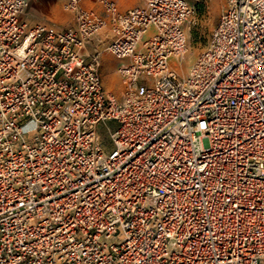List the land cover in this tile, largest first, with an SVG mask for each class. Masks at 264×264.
Instances as JSON below:
<instances>
[{
  "label": "built area",
  "instance_id": "obj_1",
  "mask_svg": "<svg viewBox=\"0 0 264 264\" xmlns=\"http://www.w3.org/2000/svg\"><path fill=\"white\" fill-rule=\"evenodd\" d=\"M142 1L52 28L0 0V264H264V0L183 72L195 7Z\"/></svg>",
  "mask_w": 264,
  "mask_h": 264
},
{
  "label": "rangeland",
  "instance_id": "obj_2",
  "mask_svg": "<svg viewBox=\"0 0 264 264\" xmlns=\"http://www.w3.org/2000/svg\"><path fill=\"white\" fill-rule=\"evenodd\" d=\"M191 5L195 7L196 13L194 22L188 27V42L189 51L186 58L180 65V70L186 71L190 65L196 60L198 55L206 46L211 32L218 22L221 11L224 7V0H187ZM66 0H29V6L25 13L22 15L24 21L29 25H34L38 22H43L52 28H66L74 24V17L71 12L64 9V3ZM85 6H92L95 4V0H82ZM108 53L107 60L102 63L107 66H113L115 63H119V60L111 53ZM118 64L114 67L117 68ZM114 71L106 74L105 80L110 82L108 87L106 81L105 85L107 89L114 92L117 96H120L124 83L120 82V91L116 93L115 88H118V83H114L115 78ZM104 77V74H103ZM115 88H114V87ZM103 136H106L107 132L105 128L102 130Z\"/></svg>",
  "mask_w": 264,
  "mask_h": 264
},
{
  "label": "crops",
  "instance_id": "obj_3",
  "mask_svg": "<svg viewBox=\"0 0 264 264\" xmlns=\"http://www.w3.org/2000/svg\"><path fill=\"white\" fill-rule=\"evenodd\" d=\"M116 2H117L121 11H126L127 9H129L131 7L143 4L142 0H116ZM92 6H97V4L95 3ZM108 56H109L108 53L105 52L103 55V63H105V60H107V58H109ZM116 64H118V63H115L112 67L102 64L101 73H102V76L104 74V77H103L104 85H105V81H106V83L109 87L110 82L108 80H105V77H106V74L108 75L109 72H111L112 70L114 71L113 75L115 74V78L113 79V82L118 83V88H115L114 86L113 87L115 88L116 93H118L120 91V84L119 83L123 82V79L120 76V74L118 73L117 68L114 67ZM105 87L107 89L106 85H105Z\"/></svg>",
  "mask_w": 264,
  "mask_h": 264
}]
</instances>
